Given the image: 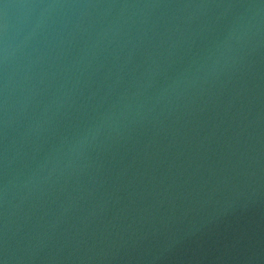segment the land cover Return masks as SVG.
Returning a JSON list of instances; mask_svg holds the SVG:
<instances>
[{
    "label": "water",
    "instance_id": "1",
    "mask_svg": "<svg viewBox=\"0 0 264 264\" xmlns=\"http://www.w3.org/2000/svg\"><path fill=\"white\" fill-rule=\"evenodd\" d=\"M0 264H264V0H0Z\"/></svg>",
    "mask_w": 264,
    "mask_h": 264
}]
</instances>
